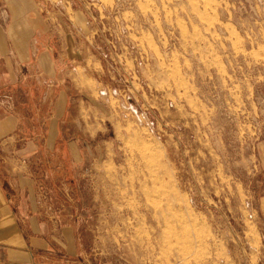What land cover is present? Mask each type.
Segmentation results:
<instances>
[{
  "label": "rangeland",
  "instance_id": "rangeland-1",
  "mask_svg": "<svg viewBox=\"0 0 264 264\" xmlns=\"http://www.w3.org/2000/svg\"><path fill=\"white\" fill-rule=\"evenodd\" d=\"M47 1L84 69L67 118L29 115V169L84 258L264 264V0Z\"/></svg>",
  "mask_w": 264,
  "mask_h": 264
},
{
  "label": "crops",
  "instance_id": "crops-1",
  "mask_svg": "<svg viewBox=\"0 0 264 264\" xmlns=\"http://www.w3.org/2000/svg\"><path fill=\"white\" fill-rule=\"evenodd\" d=\"M47 3L0 0V264H94L83 256L75 215L44 208L43 192L34 189L44 180L29 169L35 138L29 115L39 118L44 104L51 112L64 103L57 119L67 118V72L84 69L82 46L54 38Z\"/></svg>",
  "mask_w": 264,
  "mask_h": 264
},
{
  "label": "built area",
  "instance_id": "built-area-1",
  "mask_svg": "<svg viewBox=\"0 0 264 264\" xmlns=\"http://www.w3.org/2000/svg\"><path fill=\"white\" fill-rule=\"evenodd\" d=\"M118 18V17H117ZM117 18L115 19V22L117 21ZM108 42H109V47L111 48V50L113 49V48H115V44L113 43L112 44V42H110L109 40H108ZM120 63H122V62H120Z\"/></svg>",
  "mask_w": 264,
  "mask_h": 264
}]
</instances>
